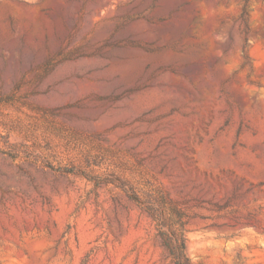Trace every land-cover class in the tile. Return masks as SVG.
Listing matches in <instances>:
<instances>
[{
	"label": "rangeland",
	"instance_id": "1",
	"mask_svg": "<svg viewBox=\"0 0 264 264\" xmlns=\"http://www.w3.org/2000/svg\"><path fill=\"white\" fill-rule=\"evenodd\" d=\"M242 5L0 0V264H175L124 183L183 210L195 263L264 264V0Z\"/></svg>",
	"mask_w": 264,
	"mask_h": 264
},
{
	"label": "trees",
	"instance_id": "2",
	"mask_svg": "<svg viewBox=\"0 0 264 264\" xmlns=\"http://www.w3.org/2000/svg\"><path fill=\"white\" fill-rule=\"evenodd\" d=\"M250 1L251 0H243L241 13V19L243 22L247 21ZM243 54L244 58L247 60L248 56L245 53V49H243ZM4 152L15 157V155H13V153L9 151ZM47 166L51 169H54L55 171L64 173L85 174V171H79L78 169H76V166L68 163L60 164L48 161ZM105 180L113 182L112 179ZM124 184L128 186V189H125L127 193H129V190L133 188L132 192L134 196H136V200H138V202L140 201V205L152 216V218L156 222L158 234L161 238L162 244L168 251L173 262L175 264H197L191 259L187 252L188 229L186 227L187 222L183 210L175 205H172L170 211H165V209L157 208L155 207L154 202L147 201L149 200V198L145 197V195H143L141 191L135 189V187H133L131 183Z\"/></svg>",
	"mask_w": 264,
	"mask_h": 264
}]
</instances>
